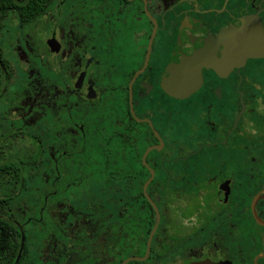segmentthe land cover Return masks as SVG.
Masks as SVG:
<instances>
[{
	"label": "flooded vegetation",
	"instance_id": "af4514ba",
	"mask_svg": "<svg viewBox=\"0 0 264 264\" xmlns=\"http://www.w3.org/2000/svg\"><path fill=\"white\" fill-rule=\"evenodd\" d=\"M21 27L0 264H264V0H51Z\"/></svg>",
	"mask_w": 264,
	"mask_h": 264
},
{
	"label": "trees",
	"instance_id": "16d2710c",
	"mask_svg": "<svg viewBox=\"0 0 264 264\" xmlns=\"http://www.w3.org/2000/svg\"><path fill=\"white\" fill-rule=\"evenodd\" d=\"M51 0H0V31L7 18L13 16L21 25L31 26L38 22L46 11ZM3 62L0 55V62ZM0 87V94H1ZM13 231V252L16 253L19 233L16 227Z\"/></svg>",
	"mask_w": 264,
	"mask_h": 264
},
{
	"label": "rangeland",
	"instance_id": "374dc122",
	"mask_svg": "<svg viewBox=\"0 0 264 264\" xmlns=\"http://www.w3.org/2000/svg\"><path fill=\"white\" fill-rule=\"evenodd\" d=\"M24 28L13 16H10L3 23L2 30L0 31V49L3 57L9 61L20 59L16 54V48H14L16 36L24 35Z\"/></svg>",
	"mask_w": 264,
	"mask_h": 264
},
{
	"label": "water",
	"instance_id": "95a60500",
	"mask_svg": "<svg viewBox=\"0 0 264 264\" xmlns=\"http://www.w3.org/2000/svg\"><path fill=\"white\" fill-rule=\"evenodd\" d=\"M176 58H178V59H187L189 61H193L194 63H196V62L199 63V62H201L202 60L205 59L204 55H202L200 53H193V52L184 53V52H181V51L176 53ZM22 247H23V243H21V246H20V253L22 251ZM20 253L18 255L17 261H18V259L20 257Z\"/></svg>",
	"mask_w": 264,
	"mask_h": 264
}]
</instances>
